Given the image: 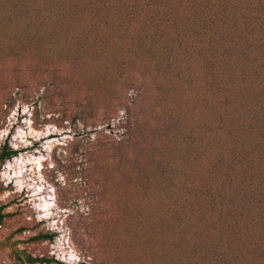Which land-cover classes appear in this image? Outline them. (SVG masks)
Instances as JSON below:
<instances>
[{"label": "rangeland", "instance_id": "obj_1", "mask_svg": "<svg viewBox=\"0 0 264 264\" xmlns=\"http://www.w3.org/2000/svg\"><path fill=\"white\" fill-rule=\"evenodd\" d=\"M68 1L0 0V148L17 150L0 170V196L12 193L0 201V264H29L8 242L43 264H216L192 255L195 222L210 211L197 193L219 162L208 152L228 143L211 142L192 93L164 84L154 45L130 39L135 28L114 19L96 29V0ZM49 197L52 215L37 221ZM247 239L232 263L261 264Z\"/></svg>", "mask_w": 264, "mask_h": 264}, {"label": "trees", "instance_id": "obj_2", "mask_svg": "<svg viewBox=\"0 0 264 264\" xmlns=\"http://www.w3.org/2000/svg\"><path fill=\"white\" fill-rule=\"evenodd\" d=\"M83 1L69 0L68 9ZM92 9L88 24L96 29L114 19L127 22L136 29L130 39L153 44L150 62L164 65V84H182L192 93L204 122L213 127L211 142L228 143V149L208 152L211 163L219 162L209 169L210 186L200 180L197 196L205 197L210 211L205 221L195 222L203 238L196 237L201 247L192 255L199 251L216 264H234L232 258L250 238L264 264V0H96ZM225 152L230 160L222 167ZM16 155L1 146L0 170ZM3 216L0 208V224ZM7 244L18 260L51 262Z\"/></svg>", "mask_w": 264, "mask_h": 264}, {"label": "clouds", "instance_id": "obj_3", "mask_svg": "<svg viewBox=\"0 0 264 264\" xmlns=\"http://www.w3.org/2000/svg\"><path fill=\"white\" fill-rule=\"evenodd\" d=\"M20 107H22L24 113H28V112H29V106H28V105H22L21 102H17L16 108H20ZM15 116H16V110L14 109V110L12 111V113H11V117L14 118ZM7 134H8V130L5 129L4 132H3V135L6 136ZM4 175H5V179H6V181H7V180H11V177H9V176L7 175V172H5ZM14 175H16V174L14 173ZM59 179H60L61 181H63V180H64V177H63V176H60ZM22 187H23V185H21V184L18 182V183H17V191L21 190ZM41 190H42V189H41ZM11 195H12V193L5 192L2 196H0V201H3V200L8 199V197H10ZM33 195H35V193H33ZM41 199L43 200V197H41ZM52 199H53L52 197H49L48 200H47V201H44L43 204H41V205H36V207L39 208V209H42V212H43V215H38V216L36 217L37 221L42 220V219H44L45 217H48V216L52 215V213L49 212V208L53 207V204L50 203V201H52ZM80 203L83 204V201H80ZM5 211H6V212H12V211H14V208H13V207H9V208H6ZM80 211L83 212V211H85V209H84L83 207H81ZM27 219H28V220H31V217H28ZM25 235H28V234L25 233ZM71 259L75 261V260H78V257H76L75 255H73V256L71 257Z\"/></svg>", "mask_w": 264, "mask_h": 264}]
</instances>
